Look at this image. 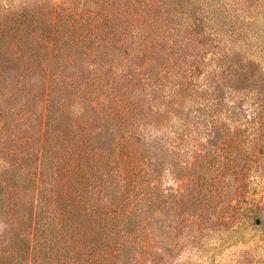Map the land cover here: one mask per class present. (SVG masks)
I'll list each match as a JSON object with an SVG mask.
<instances>
[{
	"label": "trees",
	"instance_id": "trees-1",
	"mask_svg": "<svg viewBox=\"0 0 264 264\" xmlns=\"http://www.w3.org/2000/svg\"><path fill=\"white\" fill-rule=\"evenodd\" d=\"M212 2L211 13L201 0H0V264H170L187 240L247 212L228 176L264 141L233 136L242 114L221 93L260 77L251 123L263 124L264 77L249 58L251 26L235 28L238 8ZM168 4L179 20L162 33ZM209 14L229 38L212 34ZM156 95L155 113L180 124L168 146L135 127ZM199 98L207 128L184 148Z\"/></svg>",
	"mask_w": 264,
	"mask_h": 264
},
{
	"label": "rangeland",
	"instance_id": "rangeland-1",
	"mask_svg": "<svg viewBox=\"0 0 264 264\" xmlns=\"http://www.w3.org/2000/svg\"><path fill=\"white\" fill-rule=\"evenodd\" d=\"M36 0H32L34 2ZM42 3L45 0H39ZM203 3H211V13L212 9L215 7L212 0H201ZM235 0H220V3L226 6L227 12H233L234 6L238 9L235 10L234 14L238 15V22L235 25V28H239L240 25H249L255 33L243 32L247 34L248 39H253L254 43L252 44L251 57L254 59L256 64L259 63L262 77H264V49L260 40L264 41V9L259 5H252L249 8L243 7L244 5L239 3H234ZM20 4L24 0H2V3ZM59 3V1H55ZM45 4V3H44ZM44 8L47 10L46 7ZM167 6V7H166ZM162 10H165L166 13H160V17L156 22V26L162 28V33H168L167 24L170 22L171 18L179 20L177 16V7L175 4H168ZM209 6V5H207ZM208 18L209 30L217 39L221 37L226 39L229 38L227 35L228 29L226 27H221L222 23L217 21L214 23V18L216 16H211ZM231 18V16H229ZM169 18V20H168ZM229 20V18H227ZM244 21V22H242ZM242 22V23H240ZM243 30H241L242 32ZM249 31H251L249 29ZM242 37V36H240ZM239 49V48H237ZM189 50V49H188ZM192 52L196 50L191 49ZM246 55H249L247 52ZM187 55L179 56L180 60L184 61ZM211 53L207 55V61L211 57ZM244 52H240L238 59L245 58ZM174 60V59H173ZM204 73L206 72H196L195 79L199 81L204 80ZM174 80L170 83H173ZM263 80L259 78H250L248 81H240L239 83H231L232 87H225L223 93H221L226 99L227 105L224 104V108H236L238 115L242 114V119L235 122L236 126L233 127V136L242 137V140H246V143L252 140H257L259 142L264 141V123L261 124L258 121L251 123L252 118L255 113L259 111V103L257 99L258 91L256 86H261ZM259 84V85H256ZM145 89V88H144ZM141 94L144 92L139 89ZM169 93V89L166 88L161 91V94ZM135 89L127 90L126 96L129 98L136 99ZM262 95V93H261ZM163 97L161 95H156V100L152 101L149 99V104H152V112L147 110L146 118L141 121V125L136 128H141L142 132H147L153 136L161 137L160 142L164 146L169 145V139L172 136L169 132L174 130L176 126H180L177 122L176 116L169 114L155 113L154 110L162 109L160 100ZM201 103L199 107H202V110L195 111L197 117L193 119L194 123H191V129L193 131L194 139L191 140V143L184 146L190 148L194 144H198L199 141L204 136V132L207 128L205 124V110H210V107L206 108L207 101L205 99H200ZM156 101V105L153 103ZM154 104V105H153ZM194 106H197L194 105ZM183 107V105H182ZM190 107V103H186L185 109ZM176 114V113H174ZM246 116L248 120L244 119ZM229 120V118H228ZM178 124V125H177ZM240 127V129L238 128ZM253 132V133H251ZM164 135V136H163ZM261 135L263 138H261ZM195 136L200 139L199 141L195 140ZM249 144V143H248ZM256 158H252L246 163H241L238 167L239 177L235 175L228 176L229 185L232 188L233 193L232 197L233 203L243 204L248 208L247 212L243 215H238L228 219L226 225L217 226L215 228L204 231L200 236V239L195 241H188L181 246L178 251H176L170 260V264H264V152L256 155ZM174 183V179L170 175H165L163 179V184L166 186H171ZM229 215H232L230 213ZM257 219H260V222H257ZM140 256V255H139ZM130 262L135 261V257H131ZM149 261V259H147ZM151 262H148L150 264Z\"/></svg>",
	"mask_w": 264,
	"mask_h": 264
},
{
	"label": "water",
	"instance_id": "water-1",
	"mask_svg": "<svg viewBox=\"0 0 264 264\" xmlns=\"http://www.w3.org/2000/svg\"><path fill=\"white\" fill-rule=\"evenodd\" d=\"M257 222H258V223L260 222L259 219H257Z\"/></svg>",
	"mask_w": 264,
	"mask_h": 264
}]
</instances>
